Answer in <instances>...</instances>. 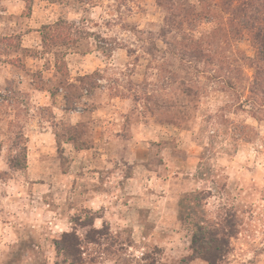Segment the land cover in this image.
Wrapping results in <instances>:
<instances>
[{"label": "rangeland", "instance_id": "obj_1", "mask_svg": "<svg viewBox=\"0 0 264 264\" xmlns=\"http://www.w3.org/2000/svg\"><path fill=\"white\" fill-rule=\"evenodd\" d=\"M223 2L0 0V182L31 183L0 264H209L190 257L202 222L229 235L221 264H264V60ZM102 150L118 175L167 156L191 184L150 202L129 181L90 208Z\"/></svg>", "mask_w": 264, "mask_h": 264}, {"label": "crops", "instance_id": "obj_2", "mask_svg": "<svg viewBox=\"0 0 264 264\" xmlns=\"http://www.w3.org/2000/svg\"><path fill=\"white\" fill-rule=\"evenodd\" d=\"M22 46L25 49H27V48L32 49V48L37 47V46L33 47V45H31V44L27 45L26 43L23 44ZM24 58H29V57L25 56ZM21 79H22V77H21ZM147 127H149V126H147ZM133 139L134 138L130 137L128 141L131 143V141ZM125 146H126L125 148H129L127 146V143L125 144ZM161 150H164V152H166L169 150V148H167V147L164 148V145H162ZM27 152H28L27 157L29 158L31 155L30 153H33V152L31 149H27ZM101 153H103L102 155H103L104 159H101L100 162H103V166H105V164H108V167L105 166L106 170H104L103 172L101 171L102 175L104 173V178H102L101 180L99 179L100 183H102V185H103V188L100 190L92 191L94 195H91L89 199L83 200V203L86 204V206H88L90 208L98 206L99 205L98 202H104L105 203L106 201H108L107 200L108 198L112 197V195H114V197L121 198L122 192H125L124 189H126L127 185L129 184V181L131 183H135L136 185L142 182L144 184L143 188H145V193H143V194L145 195V199L147 201H150V202L155 197H161L162 199H164L167 197L170 198V195H171V198H173L172 195H174V192L176 190L175 188L177 185L183 186V185L191 184L192 178H182L181 177V175H182L181 170L173 171L172 169L171 170L169 169L171 167V162H170V160L167 159V156H165L163 158L164 161H162V159H161V162H159V164H156V166H154V167H153V165L151 166V165H148L146 163L145 164L142 163L141 165H138L137 163L134 164V167L135 166L136 167L141 166V167L145 168V173H144L143 177H136L137 175L135 172H133L131 174V176H128L127 174L121 175L120 173L118 175L117 172L120 171V169H122L120 166H119L120 168L109 169L112 167V163H114V161H112L111 158H109V157H111V153L108 154L107 151H106V153H104V150H102ZM127 153L129 155L130 149L127 150ZM166 153H168V152H166ZM166 153H163V154H166ZM171 153H172V151H171ZM107 156H108V159L106 158ZM125 156H127V154ZM28 162H29V160H28ZM76 163H77L76 160L73 161L72 168H75ZM125 163H127V162H125ZM82 164H87V163L83 162ZM120 164H122V165L124 164L122 159L120 160ZM99 167L100 166H98V168ZM44 168L46 170V167H44ZM29 169H30V167H27L25 169H19L20 170L19 172H23V171L28 172ZM146 172H148V173H146ZM97 173L100 174V172H97ZM116 176H117V178H116ZM179 180H180V182H179ZM193 181H194V179H193ZM11 183L10 182H0L1 194H2L3 189L4 190L6 189L7 193H8V195L4 194L2 196L1 200H2L3 204L2 205L0 204V246H5L8 240L18 238L20 230H23L25 227H27L30 224V222H29L30 219H26V217H25L26 215L31 213V212H29L30 211V209H29L30 203L28 205H26L24 202L25 195L29 194V191L31 190V183L29 182V178L24 177L23 184H21L22 182H19L18 185L20 186V188H22L21 192L17 191V192L12 193L10 188H12L13 186H16V184H11ZM24 183H27V186ZM73 183H74V179H73ZM159 192H161V194ZM16 193H17V196H16ZM119 193H121V194H119ZM157 193H159V195H163V196H159ZM15 199H19V202H22L21 204H18L16 202L17 207H15V205L13 204ZM80 199H74V201L77 202ZM133 199H135V198H133ZM75 202H74V204H75ZM39 204H40L39 211H41V210H43V207L41 205L42 204L46 205V204L43 201L39 202ZM74 204L72 203V205H74ZM172 204L174 205L173 201H172ZM13 207H15V209H13ZM16 211L18 213H15Z\"/></svg>", "mask_w": 264, "mask_h": 264}, {"label": "trees", "instance_id": "obj_3", "mask_svg": "<svg viewBox=\"0 0 264 264\" xmlns=\"http://www.w3.org/2000/svg\"><path fill=\"white\" fill-rule=\"evenodd\" d=\"M223 3L228 4L227 9L231 13L228 24L236 33L249 36L257 48L258 59L264 60V0L257 6L254 5L256 0H224ZM232 21H235L234 26ZM23 152L24 161H26V147ZM14 165L21 169L25 167L17 162ZM100 230L95 229L96 232H101ZM60 242H62L61 246L66 259L79 260L77 252L82 241L76 231L64 233ZM229 244V235L225 231L218 227L207 226L203 222L197 223L192 238L190 257L202 258L209 264H221L229 252L227 249Z\"/></svg>", "mask_w": 264, "mask_h": 264}]
</instances>
